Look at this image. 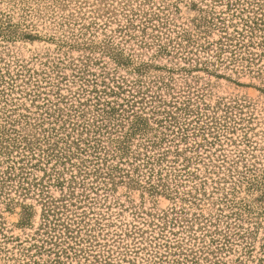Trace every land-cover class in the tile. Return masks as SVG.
I'll return each instance as SVG.
<instances>
[{
  "label": "rangeland",
  "instance_id": "obj_1",
  "mask_svg": "<svg viewBox=\"0 0 264 264\" xmlns=\"http://www.w3.org/2000/svg\"><path fill=\"white\" fill-rule=\"evenodd\" d=\"M263 41L264 0H0L3 146L73 139L97 99L126 111L106 150L145 129L126 158L80 156L95 177L12 141L0 264H264Z\"/></svg>",
  "mask_w": 264,
  "mask_h": 264
},
{
  "label": "trees",
  "instance_id": "obj_2",
  "mask_svg": "<svg viewBox=\"0 0 264 264\" xmlns=\"http://www.w3.org/2000/svg\"><path fill=\"white\" fill-rule=\"evenodd\" d=\"M243 23H244V27L248 29L246 30L248 31V34L251 35L255 32L257 23H254V21H247V20H244ZM249 23L253 24V27H251ZM241 34L242 33L238 35H241ZM259 45L262 50V53L260 55L252 53V52H246L247 56L251 55L252 57L256 56V58L264 59V41L259 43ZM241 60H243V58ZM121 89L122 88L118 86L117 87L118 93L113 92L112 90L110 91V95H118ZM100 93H106V92L103 91ZM130 97H133V99L135 98L133 95H130ZM133 99L125 100L126 106L130 109L134 106V102L131 105V102L133 101ZM94 105L95 107L99 105L103 106V108L100 110L99 108L98 109L95 108V111L98 112L97 117H96L98 119L97 121L95 120L92 123H88V121L87 122L84 121L81 124L72 123L70 120L67 122H64V125L67 124L68 126H70L68 128H70L71 132L76 133L73 139L70 133L63 135V136H58L59 135L58 131L66 132L67 128L58 127V129H55V127H51L48 131L49 132L48 137L45 136V137H42V139H40L39 137H36L35 135L31 136V138H28V136L18 137V135H16V132L13 131L11 132V134L16 135V137L18 138H15V137L14 139L9 138V140H6L5 142L8 144L3 146L2 143L4 142L3 141L4 136L6 134H8L9 136L10 133H8V131L6 130H2V132H0V153H3V154L8 153V150L10 147L9 145L12 144L13 143L12 141H15L16 139L15 142H18V144H22L21 145V147H23L22 150L25 152H28V153L33 152L34 151L33 149L36 148L38 151V159H37L38 161H45V160L50 161L53 159H56L57 161L59 160L60 162L66 161L68 162V164H70L69 169L75 168L78 175H80V173L82 172L85 175L91 174L94 177L98 176L99 171H100L98 168H93L91 170H88L86 173V170L88 168L85 165H83L86 162V160H84L80 156H83L86 152H89L90 154L89 156L93 157L95 162L106 159V158L101 159L100 157H102V155L103 157H106L108 155H111L112 157L113 155H115L116 157H119L120 159L126 158V156L129 155L130 140L136 135L144 134L145 129L140 123L142 122L141 117L138 116L136 118V121L134 123H131V125H129L130 127L127 130V132L121 131L120 132L121 135H119L117 139L108 138V136H112L113 134H116L117 132L116 131L114 133H111L110 131H113L114 128L113 127L111 128L109 125L112 124L111 122L117 121L115 117L120 118L122 116L121 114L118 113L119 111H122V113L124 112L126 113V111L122 109L117 110L115 109L116 106H109V103H106V102L104 104H100V99H97L96 104ZM116 105L119 106V104H116ZM78 113H80L76 117L78 119L84 117L85 115V112L83 110L79 111ZM116 127L123 128L121 124H118ZM104 135H108L107 141L109 142V145L113 147V149L110 151L106 150L104 146L101 145L103 144V141L100 138H102ZM15 142H14V146L16 145ZM29 155L31 156V158H34L32 153H30ZM132 155H133L132 158H136L135 153ZM75 158L80 161L78 162V164L72 163V162L69 163L72 159H75ZM146 164H148V162ZM71 177H73L72 173H71ZM24 183H22V185ZM49 212L51 211L48 209V214Z\"/></svg>",
  "mask_w": 264,
  "mask_h": 264
}]
</instances>
